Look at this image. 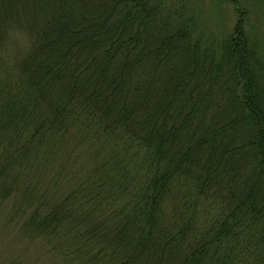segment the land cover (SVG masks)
<instances>
[{"label":"trees","instance_id":"16d2710c","mask_svg":"<svg viewBox=\"0 0 264 264\" xmlns=\"http://www.w3.org/2000/svg\"><path fill=\"white\" fill-rule=\"evenodd\" d=\"M0 230L10 264H264V0H0Z\"/></svg>","mask_w":264,"mask_h":264},{"label":"rangeland","instance_id":"374dc122","mask_svg":"<svg viewBox=\"0 0 264 264\" xmlns=\"http://www.w3.org/2000/svg\"><path fill=\"white\" fill-rule=\"evenodd\" d=\"M206 7L207 6L203 5V9H205ZM206 10H209V9H206ZM206 13H208V11H205V15ZM210 13L212 12L210 11ZM213 22H214V19H211L210 23H213ZM7 235H8L7 233L0 230V264H10L11 261L14 262V259L17 258V256L16 257L14 256H15V253L18 251L13 249V244L10 242V239ZM17 249L20 252L23 251L22 247H19ZM23 258L25 262L29 261V263H35V264H48L49 263V259H47L44 256V254H42L40 251H35L34 249L28 250L27 248Z\"/></svg>","mask_w":264,"mask_h":264},{"label":"clouds","instance_id":"9594fccd","mask_svg":"<svg viewBox=\"0 0 264 264\" xmlns=\"http://www.w3.org/2000/svg\"><path fill=\"white\" fill-rule=\"evenodd\" d=\"M14 36H15V34H14Z\"/></svg>","mask_w":264,"mask_h":264}]
</instances>
